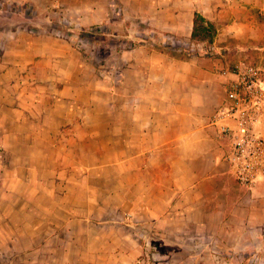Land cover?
Listing matches in <instances>:
<instances>
[{
    "label": "crops",
    "instance_id": "1",
    "mask_svg": "<svg viewBox=\"0 0 264 264\" xmlns=\"http://www.w3.org/2000/svg\"><path fill=\"white\" fill-rule=\"evenodd\" d=\"M13 2L41 17L17 26L9 13L0 27V154L23 173V211L41 209L24 264H264V177L238 182L211 123L233 77L222 71L246 47L264 86V0ZM58 12L111 45L147 25L186 43L195 12L216 34L188 59L138 40L110 52L102 78L52 35Z\"/></svg>",
    "mask_w": 264,
    "mask_h": 264
},
{
    "label": "rangeland",
    "instance_id": "2",
    "mask_svg": "<svg viewBox=\"0 0 264 264\" xmlns=\"http://www.w3.org/2000/svg\"><path fill=\"white\" fill-rule=\"evenodd\" d=\"M9 13L12 19L17 21V26L21 21L41 20L37 8L28 3H9V0H0V27L4 26L7 22L6 20ZM48 16L49 15H46V17ZM29 17H31V19ZM60 18H62V14L59 12L58 15L51 13V20L58 19L59 21ZM260 18L264 19V14H261ZM50 31H52V35L70 41L73 47L80 52L89 63L95 64L99 68L98 74H101L102 78L106 76L104 71L107 62H105V60L110 56V52L113 54L119 48L133 47L138 40H142L145 42L144 44L153 45L159 50L174 53L179 57H186L189 53L195 52L205 53L210 50L209 43H193L192 41L184 43L174 36L170 37L166 32L153 29L151 25H147L146 29H142L141 31H143V34H139L138 36L140 39L136 37L133 45L130 44V46H127L125 43L119 45L107 44L109 41L108 39L111 38L113 40L116 35L110 34L104 28L96 31H94L93 28H73L65 24L62 20L59 21V28ZM133 38H135V36ZM227 45L233 60L234 56H236V45L232 39L227 42ZM251 47H246L244 56L247 55L250 57L249 54L256 51V49ZM252 49L254 51H252ZM1 51L2 49H0V52ZM244 56L234 60L231 67H233L237 60L243 58L255 64L251 58ZM111 58L115 61L113 57ZM0 149H2V147ZM11 170L10 159L4 154H0V264H24L25 240L29 233H27V231L31 223L39 224L41 209L40 206H35L31 213L23 211L24 192L27 188H24V184L17 180L20 176H23V173ZM100 191L102 190H99V194L102 193H100ZM37 196H39V194ZM49 255L52 254H36V257H33L32 261L34 264H38L40 260L46 262L49 259ZM56 255L61 259L60 253Z\"/></svg>",
    "mask_w": 264,
    "mask_h": 264
},
{
    "label": "built area",
    "instance_id": "3",
    "mask_svg": "<svg viewBox=\"0 0 264 264\" xmlns=\"http://www.w3.org/2000/svg\"><path fill=\"white\" fill-rule=\"evenodd\" d=\"M222 73L233 77L226 83V99L211 123L216 126V138L225 150L223 158L234 176L240 184L251 186L264 177V130L257 129L264 120L263 68L240 59Z\"/></svg>",
    "mask_w": 264,
    "mask_h": 264
},
{
    "label": "trees",
    "instance_id": "4",
    "mask_svg": "<svg viewBox=\"0 0 264 264\" xmlns=\"http://www.w3.org/2000/svg\"><path fill=\"white\" fill-rule=\"evenodd\" d=\"M216 34V27L215 25L207 20L202 14L199 12H195L193 15L192 21V31H191V41L193 43L204 42V43H211ZM169 55L181 58V59H188L194 54H201L199 52L189 53L186 57L176 56L174 53L166 51Z\"/></svg>",
    "mask_w": 264,
    "mask_h": 264
}]
</instances>
